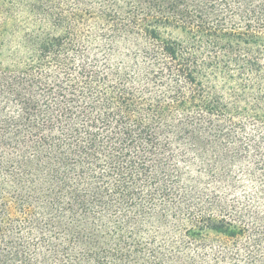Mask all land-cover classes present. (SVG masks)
<instances>
[{"label":"trees","instance_id":"obj_1","mask_svg":"<svg viewBox=\"0 0 264 264\" xmlns=\"http://www.w3.org/2000/svg\"><path fill=\"white\" fill-rule=\"evenodd\" d=\"M0 264H264V0H0Z\"/></svg>","mask_w":264,"mask_h":264}]
</instances>
